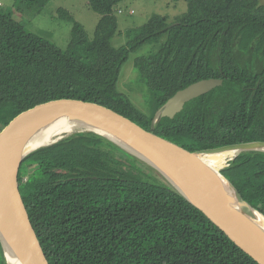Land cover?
I'll use <instances>...</instances> for the list:
<instances>
[{
    "label": "trees",
    "instance_id": "obj_1",
    "mask_svg": "<svg viewBox=\"0 0 264 264\" xmlns=\"http://www.w3.org/2000/svg\"><path fill=\"white\" fill-rule=\"evenodd\" d=\"M122 1L88 0L100 14L93 38L59 8L72 23L65 49L0 11V130L20 112L60 97L105 104L150 128L157 109L179 90L224 77L223 86L187 101L174 117H162L156 130L192 150L264 140V118L248 100L257 77L248 83L239 62H232L233 45L242 51L252 40L264 45L260 0H185L187 10L174 21L155 13L128 29L127 43L116 47L114 12ZM48 2L14 0V7L34 15ZM148 43L156 46L135 66L153 93L152 115L118 89L130 52ZM257 63L264 67V55ZM233 85L236 97L217 93ZM223 172L264 213V152H243ZM19 175L51 264H259L158 170L95 132H75L33 151ZM0 264H6L1 242Z\"/></svg>",
    "mask_w": 264,
    "mask_h": 264
},
{
    "label": "water",
    "instance_id": "obj_2",
    "mask_svg": "<svg viewBox=\"0 0 264 264\" xmlns=\"http://www.w3.org/2000/svg\"><path fill=\"white\" fill-rule=\"evenodd\" d=\"M221 82L209 78L179 90L157 109L150 128L105 104L78 97L50 99L17 114L0 130V223L6 231V239L0 232V242L6 264L12 257L19 264H51L32 222L19 172L30 153L80 131L100 134L153 166L237 246L264 264V228L260 221L264 213L223 172L243 152H264V140L192 150L156 130L162 117H174L187 101ZM174 99L177 102L173 103ZM60 119L72 121L77 128L31 151L26 149L37 128ZM223 149H232L236 154L220 171H214L202 154Z\"/></svg>",
    "mask_w": 264,
    "mask_h": 264
},
{
    "label": "rangeland",
    "instance_id": "obj_3",
    "mask_svg": "<svg viewBox=\"0 0 264 264\" xmlns=\"http://www.w3.org/2000/svg\"><path fill=\"white\" fill-rule=\"evenodd\" d=\"M0 2V11L11 12L16 19L26 25L27 29L48 38L63 49L68 46L71 39L72 23L60 17L59 8L69 10L75 19L84 25L89 38L94 37L100 19V14L92 9L88 0H49L45 8L34 15L16 10L14 0H0ZM260 2L264 4V0H260ZM187 8L188 4L185 0H123L115 8L118 32L113 38L112 44L116 47L126 44L128 40L126 31L143 25L155 13L167 15L171 22ZM164 39L165 37L161 38L160 42ZM155 46V43H148L136 51H131L128 59L122 65L118 80V89L147 115L154 114L153 93L146 84L140 81L135 59L148 53ZM30 170L32 171V168ZM24 185H29L28 176L25 177Z\"/></svg>",
    "mask_w": 264,
    "mask_h": 264
},
{
    "label": "flooded vegetation",
    "instance_id": "obj_4",
    "mask_svg": "<svg viewBox=\"0 0 264 264\" xmlns=\"http://www.w3.org/2000/svg\"><path fill=\"white\" fill-rule=\"evenodd\" d=\"M232 54H233L232 62H233V64L235 62H239L240 68H241V73H242L241 76H244L243 77L244 80H246L249 83L252 78H253V80H255V78L257 77V82H256L257 86H250V84L248 86V88L250 90V92L248 93V100H249L250 105H252L253 103L258 104L255 107V112L257 114V118L258 117L264 118V82H262L264 75L258 76L259 74L263 73L264 67H260V65L257 63L258 61H260L262 59V56L264 55V45L262 47H260L258 45V43L256 42V40H252L249 43L247 50L242 51L239 49L238 45L236 44V45H233V53ZM245 69H247V71L249 73L253 72L251 78L247 77ZM213 78L221 79L222 80L221 84L216 85L215 87H213L212 89L208 90L207 92H205L201 95L208 94V93L214 91L215 89H217L218 87L224 85V82H225L224 77H213ZM206 79H209V78H206ZM202 80H204V79H202ZM253 80L251 82H253ZM261 83H262V85L259 86ZM233 88H235L234 89V93H235L238 90V88L236 89V86H234V85L231 86L228 90L224 89V91H222V92L220 90H218L217 93H219V96L227 95L229 98H232L233 96L236 97L238 94H237V92L235 94L233 93ZM250 109L253 110L252 107ZM253 112H254V110H253Z\"/></svg>",
    "mask_w": 264,
    "mask_h": 264
},
{
    "label": "bare ground",
    "instance_id": "obj_5",
    "mask_svg": "<svg viewBox=\"0 0 264 264\" xmlns=\"http://www.w3.org/2000/svg\"><path fill=\"white\" fill-rule=\"evenodd\" d=\"M175 99L173 103H175ZM77 124L72 123L68 119L55 120L44 127L37 128L31 135L30 140L27 142L26 149L31 151L38 148L44 144L52 142V140L58 135L64 133H71L77 128ZM236 154V151L232 149L214 150L208 153L202 154L204 161L210 166L214 171H220V168L224 166L231 158ZM260 221L264 228V215H260ZM0 232L2 237L6 239V231L4 226L0 223ZM6 247H8L5 241ZM10 264H19L15 258H10Z\"/></svg>",
    "mask_w": 264,
    "mask_h": 264
},
{
    "label": "built area",
    "instance_id": "obj_6",
    "mask_svg": "<svg viewBox=\"0 0 264 264\" xmlns=\"http://www.w3.org/2000/svg\"><path fill=\"white\" fill-rule=\"evenodd\" d=\"M0 5H1V2H0Z\"/></svg>",
    "mask_w": 264,
    "mask_h": 264
}]
</instances>
